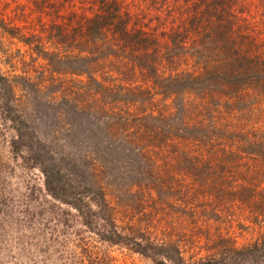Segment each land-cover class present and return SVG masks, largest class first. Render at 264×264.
Wrapping results in <instances>:
<instances>
[{
	"label": "trees",
	"instance_id": "obj_1",
	"mask_svg": "<svg viewBox=\"0 0 264 264\" xmlns=\"http://www.w3.org/2000/svg\"><path fill=\"white\" fill-rule=\"evenodd\" d=\"M78 2L79 11L54 10L58 21L36 13L28 27L0 16V31L25 46L41 73L35 106L67 126L87 120L96 132L91 141H38L65 177L62 199L59 179L37 161L44 189L98 241L152 264H264V0ZM0 54L29 75L19 48ZM0 117L14 132L12 159L25 148L35 160L40 148L22 139L28 119L13 77L1 72ZM89 157L134 164L154 201L171 191L179 204L162 202L172 207L156 224L161 232L138 223L135 235L120 230ZM76 169L89 179H76Z\"/></svg>",
	"mask_w": 264,
	"mask_h": 264
},
{
	"label": "rangeland",
	"instance_id": "obj_2",
	"mask_svg": "<svg viewBox=\"0 0 264 264\" xmlns=\"http://www.w3.org/2000/svg\"><path fill=\"white\" fill-rule=\"evenodd\" d=\"M79 5L78 0H69V3L66 0H0V16L16 25L28 27L35 22L36 13L42 20L58 21L54 10L58 15H65L69 10L79 11ZM0 47H8L11 51L19 48L28 60V54L23 52L25 46L9 39L1 31ZM1 58L0 54V72L13 77L16 101L22 115L28 119L21 130L22 139L40 150L34 155L35 160H31L32 155H28L25 148L21 149L22 159H12L8 141L14 132L10 123L0 117V264H152L123 247L98 241L92 232L85 230L73 208L44 189L43 174L37 161L44 162L48 174H54L59 179L58 186L54 188L62 199L64 196L60 194V187L64 191L65 177L64 173L58 176L54 173L53 165L58 164V160L50 158L38 141H42L44 135L58 139L57 143L61 139L91 141L96 138V132L86 123L87 120L77 119L72 121L73 127L67 126L70 120H63L60 116L62 123L58 122L35 106L36 84L40 82L41 73L35 72L36 61L33 58L28 60L29 75H22L19 64L15 70H10ZM71 77L77 79V76ZM56 121L58 127L55 126ZM88 164L94 170L108 204L115 209V222L123 233L135 235L137 223L153 225L149 226L152 234L161 232L159 227L155 229L156 224H161L164 219L168 221L166 214L172 207L162 202L169 201L174 206L179 204L175 196H166L171 191L152 184L150 186L167 192L162 194V201L152 200L147 190L142 189V184L148 182L143 176L134 174V164H128L126 159L114 161L112 158L106 163L89 157ZM74 177L81 181L89 179L86 172L78 169L74 171ZM173 212L176 210L173 209ZM171 217L176 219L178 216L172 213ZM236 231L235 227L230 235Z\"/></svg>",
	"mask_w": 264,
	"mask_h": 264
}]
</instances>
